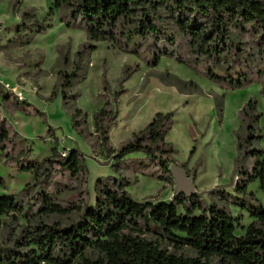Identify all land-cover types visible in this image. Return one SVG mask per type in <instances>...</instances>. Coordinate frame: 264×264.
I'll return each mask as SVG.
<instances>
[{
  "label": "trees",
  "instance_id": "trees-1",
  "mask_svg": "<svg viewBox=\"0 0 264 264\" xmlns=\"http://www.w3.org/2000/svg\"><path fill=\"white\" fill-rule=\"evenodd\" d=\"M49 1V13L57 9L64 24L84 30L91 40L108 41L149 65L168 56L228 86L239 87L253 77H263L264 95V0ZM47 26L38 24L34 31ZM245 36L250 41H242ZM88 47L95 49L93 44ZM250 49H257L258 58L251 55ZM188 84L197 88L194 82ZM63 95L67 97L65 92ZM255 105L249 100L241 109V120L253 117V122L237 133L238 160L232 177L235 172L241 174L234 184L239 196L215 188L209 193L234 203L253 218L241 234L236 233L241 216L215 202L206 203L199 192L190 196L175 194L170 201H135L124 188L126 180L98 178L90 203L86 165L76 148L59 151L55 145L41 160L31 159L29 146L19 145L12 126L0 118V150L10 156V163L18 171L32 173L33 208L50 219L26 229L16 242L27 249L0 248V264H264V204L247 191V185L257 180L264 195V147L249 148L254 139L264 136L257 124L258 117L264 119V109L258 112ZM79 113L80 109L75 108L74 115ZM172 116V112H156L130 140L113 148L108 131L115 111L107 101L95 112L94 131L105 156L120 161L126 153L142 150L159 170L150 175L166 179L165 174L171 177L169 165L174 162V150L165 141ZM72 125L77 127V121L73 120ZM54 141L57 143L58 138ZM7 143L19 145L15 155L9 152ZM246 155L253 160L251 170L243 168L241 159ZM53 172L72 180L82 179L87 198L80 204L55 201L42 189ZM187 175L194 177L188 171ZM29 186L26 183L23 190ZM178 205L183 213L178 212ZM26 212V207L13 197L0 196V215L17 218ZM62 218H66L65 223ZM162 241L173 250L163 247ZM184 247L195 254L176 252ZM89 251L96 254L91 256Z\"/></svg>",
  "mask_w": 264,
  "mask_h": 264
},
{
  "label": "rangeland",
  "instance_id": "rangeland-1",
  "mask_svg": "<svg viewBox=\"0 0 264 264\" xmlns=\"http://www.w3.org/2000/svg\"><path fill=\"white\" fill-rule=\"evenodd\" d=\"M49 7V0H0V118L12 126L19 145L29 146L28 157L41 160L55 145L59 151L76 148L86 165L90 203L98 178L126 180L124 188L135 201H170L175 195L172 176L165 174L166 179H162L150 175L159 170L144 151H130L120 161L105 156L94 131V115L107 101L111 102L115 117L108 131L109 144L117 148L144 128L156 112H172V123L165 136L174 150L171 164L180 167L183 164L186 173L194 174L195 192L206 203L215 202L233 215L239 214L241 224L236 233H243L253 220L248 212L209 193L215 188L238 195L234 184L240 181L241 174L235 172L232 177L238 160L237 133L244 132L246 123L253 122V117L241 120V109L253 100L256 110L263 111V77H253L245 85L234 87L168 56H161L156 65H149L108 41L89 39L84 30L64 24L57 9L49 13ZM23 12L28 16L22 15ZM38 24L48 26L36 32ZM242 41L250 40L245 36ZM90 44L95 49H89ZM249 51L258 58L257 49ZM183 55L186 57L187 52ZM64 70L66 73L61 74ZM75 108L81 113L74 115ZM73 120L77 121V127L72 125ZM257 124L264 135L263 116L258 117ZM54 137L58 138L57 143ZM7 144L9 152L15 155L19 145ZM251 147H264V136L254 139ZM10 160L0 150V196L13 197L28 212L17 218L0 215V248L19 246L16 242L26 229L40 220L50 221L33 208L32 173L18 171ZM242 160L243 168L251 170L252 158L246 155ZM50 178L42 189L55 201L80 204L87 198L82 179L72 180L54 172ZM26 183L30 186L23 190ZM247 191L264 204L257 180L247 185ZM178 212L183 213L180 205ZM62 221L65 223L66 218ZM146 236L155 239L154 235ZM161 244L173 250L164 241ZM27 247L19 246L22 250ZM176 252L195 254L188 247Z\"/></svg>",
  "mask_w": 264,
  "mask_h": 264
},
{
  "label": "water",
  "instance_id": "water-1",
  "mask_svg": "<svg viewBox=\"0 0 264 264\" xmlns=\"http://www.w3.org/2000/svg\"><path fill=\"white\" fill-rule=\"evenodd\" d=\"M169 172L175 182V194L182 193L190 196L195 193L193 178L187 175L185 169L176 164H171Z\"/></svg>",
  "mask_w": 264,
  "mask_h": 264
},
{
  "label": "built area",
  "instance_id": "built-area-1",
  "mask_svg": "<svg viewBox=\"0 0 264 264\" xmlns=\"http://www.w3.org/2000/svg\"><path fill=\"white\" fill-rule=\"evenodd\" d=\"M6 86H8V85H6ZM20 94V93H19ZM62 155H64V152H62Z\"/></svg>",
  "mask_w": 264,
  "mask_h": 264
}]
</instances>
